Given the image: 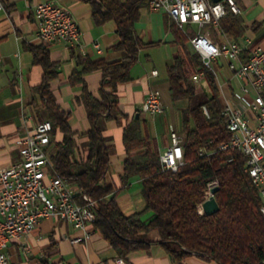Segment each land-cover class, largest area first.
<instances>
[{"label": "trees", "instance_id": "1", "mask_svg": "<svg viewBox=\"0 0 264 264\" xmlns=\"http://www.w3.org/2000/svg\"><path fill=\"white\" fill-rule=\"evenodd\" d=\"M89 3L98 25L114 21L120 42L114 47L126 55L117 61L93 62L77 56L78 68L70 82L82 83V102L86 108L90 130L85 133L86 156L75 159L76 140L69 114L57 103L50 90V82L58 75L48 48H33L34 63L44 70L42 84L38 87L47 113L45 121L53 126L50 149L51 163L57 174L77 187L78 200L83 196L95 202L94 228L107 242L127 258L133 252L146 250L153 242L150 233L157 232L161 244L178 262L199 256L218 264H264V216L259 191L246 173L247 158L238 150L220 146L232 140L222 115L223 104L215 74L208 70L198 54L190 52L188 37L175 23L177 56L167 67L170 94L180 112V135L183 138L184 165L178 172L163 170L160 148L149 134L148 121L126 117L123 141L126 160L122 182L128 186L133 178H140L143 211L126 215L117 197L120 190L107 184L111 168L113 140L104 135L105 125L118 119L119 85L131 80V69L138 62L140 51L149 46L137 35L136 25L151 0H76ZM221 30L230 39L239 40L245 33L240 15L227 9L220 22ZM191 36H195L190 29ZM217 35L213 31V36ZM246 60V57L243 58ZM102 72L100 97L93 95L84 82V75ZM204 72L211 94L193 82V77ZM187 102L186 107L180 106ZM206 107L209 116L203 108ZM63 133L62 142L54 137ZM206 150L209 154L201 155ZM218 182L214 198L219 211L213 215L198 211L205 200L208 184ZM152 212L145 220L144 215Z\"/></svg>", "mask_w": 264, "mask_h": 264}, {"label": "crops", "instance_id": "2", "mask_svg": "<svg viewBox=\"0 0 264 264\" xmlns=\"http://www.w3.org/2000/svg\"><path fill=\"white\" fill-rule=\"evenodd\" d=\"M44 1L46 0H2L4 10H0V170L10 167L20 159L16 145L18 138L32 133L39 122L47 119L38 92L44 70L34 63L33 52V48L43 46L37 36L34 14L37 5ZM52 1L73 15L82 32L84 53L62 43L47 46L51 61L56 65L58 72L57 77L50 82V90L60 108L70 116L69 124L75 133L77 144L75 159L82 160L86 156L84 144L87 138L84 135L90 130V123L82 102L84 85L70 82L74 70L78 68L77 56H86L93 62L100 60L114 62L122 59L126 53L114 49L120 42L116 23L109 21L103 25L96 24L89 3L76 0ZM237 4L241 10L239 15L244 22L245 33L236 41L244 47L247 46V41H250L251 44L264 48V0H237ZM193 27L195 25H188L184 30L193 31ZM206 28L216 31L217 35L212 38L216 42L232 40L222 30L218 31L209 26L199 30L203 32ZM174 30V22L164 11H152L149 8L143 10L136 31L141 40L149 46L140 51L139 60L131 69V80L118 87L120 98L118 119L111 120L105 125L104 135L113 140L114 145L106 182L115 190H120L117 201L126 215L141 212L146 207L140 178H133L128 186H124L122 182L126 160L123 141L126 117L135 116L148 121L149 134L158 143L161 153L171 145V130L180 133L179 107L173 103L172 98V108L164 104L165 112L162 114L151 115L142 112L144 102L151 91L163 93L170 90L168 74L166 78L161 77L159 70L150 63L152 60L150 53L154 48L171 45L176 49V57ZM96 43L101 47V54L95 48ZM188 47L192 50L190 41ZM245 57L246 51L242 58ZM213 63L221 67L226 64L231 72L229 78L223 77V81L219 75L216 77L222 104L228 102L242 106L239 101L242 96V84L230 69L228 61L219 58ZM170 64L166 65V69ZM154 71H157V75L153 74ZM83 79L88 90L96 97H100L102 72L88 73ZM206 91L211 94L209 86ZM247 116L251 125L255 126L253 114L247 111ZM63 139L64 135L61 132L54 137L59 143ZM87 230L90 234L89 241L73 244L71 240L82 235V232L62 220L48 218L42 220L22 239L10 241L6 253L12 260L23 264H115L119 253L94 228V225H89ZM149 237L153 242L150 248L127 256L131 264H218L196 255L178 262L158 243L157 232H151Z\"/></svg>", "mask_w": 264, "mask_h": 264}, {"label": "built area", "instance_id": "3", "mask_svg": "<svg viewBox=\"0 0 264 264\" xmlns=\"http://www.w3.org/2000/svg\"><path fill=\"white\" fill-rule=\"evenodd\" d=\"M148 8L164 11L183 30L188 25H195L200 30L209 26L221 31L220 22L227 15V9L238 15L241 12L237 0H222L219 3L212 0H151ZM0 10H4L2 0ZM34 18L37 36L43 46L62 43L84 53L81 29L68 10L52 0H46L37 5ZM189 41L193 53L201 57L206 68L216 77L218 72L212 63L225 58L242 84L239 99L242 106L228 102L223 105L222 115L232 140L221 145L220 150L233 148L248 159L245 171L259 191L264 216V48L250 41H247L246 47L228 39L216 42L201 31ZM95 48L102 53L98 43ZM245 51L246 60H243ZM153 74L157 75V71ZM193 79L208 88L204 72L197 73ZM203 110L209 116L207 108ZM247 111L253 114L255 126L251 125ZM142 112L151 115L165 112L159 92L148 94ZM52 132L51 122H39L32 133L18 138L16 145L20 159L0 170V264H23L12 260L6 253L9 242L22 239L48 218L62 220L82 232L71 240L73 244L87 243L90 239L87 227L96 221V204L86 195L82 197L85 203L81 204L77 187L54 170L49 153ZM170 139V147L161 153V166L163 170L178 172L184 165L183 138L172 129ZM205 154L209 153L203 150L201 155ZM217 186V181L208 184L204 202L214 197L213 189ZM204 202L198 206L201 215L205 213ZM115 264L131 263L119 256Z\"/></svg>", "mask_w": 264, "mask_h": 264}, {"label": "rangeland", "instance_id": "4", "mask_svg": "<svg viewBox=\"0 0 264 264\" xmlns=\"http://www.w3.org/2000/svg\"><path fill=\"white\" fill-rule=\"evenodd\" d=\"M181 29V28H180ZM185 36H189L188 39L192 38L193 35L191 36V34L188 33V31L186 30H180ZM193 31L198 33L200 30L197 26L193 27ZM213 29L210 28H206L203 33H207L209 34V36L211 38H214L213 36ZM190 49V48H189ZM190 52H192V50H190ZM193 53V52H192ZM151 65L156 67L160 74L161 77L166 78L167 76V69H166V65L172 63V61L174 60L175 54H176V49L175 47L171 46V45H166V46H162V47H157L154 48L151 51ZM222 62V61H221ZM212 67L217 70L218 75L220 76V80L223 81V77L225 78H229L231 75L230 70L228 69L227 65H223V67L221 66H217L215 63H212ZM193 82L196 86L201 87V88H206L204 87L200 82L195 81L193 79ZM206 90V89H205ZM208 90V88H207ZM160 93V98H161V102L163 103V105L165 104L168 108H172L171 106V94H170V90L168 89L167 91L159 92ZM164 105V106H165ZM187 102H182L180 104V106L186 107ZM56 149L54 147H52L49 151L50 156L54 155L56 153ZM150 214V215H149ZM149 216H152V212H148L144 215V219L147 220L149 219Z\"/></svg>", "mask_w": 264, "mask_h": 264}, {"label": "water", "instance_id": "5", "mask_svg": "<svg viewBox=\"0 0 264 264\" xmlns=\"http://www.w3.org/2000/svg\"><path fill=\"white\" fill-rule=\"evenodd\" d=\"M214 3H219L222 0H212ZM218 187H215L213 189V193L215 194L218 191ZM203 210L205 212V214L207 215H213L215 213H217L219 211V205L216 201V199L213 197L207 201L204 202L203 204Z\"/></svg>", "mask_w": 264, "mask_h": 264}]
</instances>
